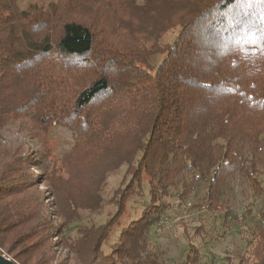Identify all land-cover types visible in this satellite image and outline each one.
<instances>
[{"label":"trees","instance_id":"trees-1","mask_svg":"<svg viewBox=\"0 0 264 264\" xmlns=\"http://www.w3.org/2000/svg\"><path fill=\"white\" fill-rule=\"evenodd\" d=\"M262 37L264 0H55L25 9L0 0V128L16 119L36 133L68 128L73 167L99 166L92 198L108 173L123 168L116 212L99 231L88 230L94 253L109 264L130 241L146 245L188 186H202L205 209L226 228L223 189L236 175L264 205ZM26 161L42 173L48 163L45 156ZM7 187L0 185V196L11 195ZM69 203L98 207L73 195ZM128 208L139 215L122 226L116 219ZM11 212L0 209V229L25 224L24 212ZM114 222L119 241L103 255ZM247 232L237 264H264V227L256 222ZM199 253L189 242L182 264H200Z\"/></svg>","mask_w":264,"mask_h":264},{"label":"rangeland","instance_id":"rangeland-1","mask_svg":"<svg viewBox=\"0 0 264 264\" xmlns=\"http://www.w3.org/2000/svg\"><path fill=\"white\" fill-rule=\"evenodd\" d=\"M54 1L18 0V3L25 9L47 6ZM171 38L169 33L163 41ZM73 146L72 132L62 125L52 124L45 131L36 133L28 121L16 119L0 128V185L7 184L12 190L11 195L0 196V209L12 210L11 214L21 210L24 213L20 215V222L25 223L21 227H16L15 223L10 230L0 229V253L16 264H109L94 253L96 237L88 230L98 228L99 231L116 212L117 196L114 193L121 185L123 168L108 173L102 180L101 190L92 198V182L98 183L101 177L97 170L99 166L80 173L69 159ZM44 156L48 161L44 174L31 168L26 161ZM87 173L95 175L94 179ZM36 176H45L46 180L38 183ZM1 177L7 179L2 181ZM187 184L194 185L189 181ZM23 188L28 190L21 192ZM203 193L200 185L188 186L187 195L180 200L174 197L164 220L151 227L148 240L144 241L146 245L142 241H130L123 258L113 259L112 264H149L152 259L162 264H182L189 242L198 248L200 264H237L236 258L250 239L247 230L256 222L264 227L262 200L254 195L248 179L236 175L228 181L222 200L230 216L223 230L220 226L223 220L218 212L205 209ZM72 195L83 203H97L98 207L92 210L73 208L69 203ZM138 212L136 208H128L116 222L125 226L134 215H139ZM116 222L111 230L112 237L101 247L103 255L110 254L119 241L120 229ZM200 226L204 231L196 235V228ZM66 227L69 231L62 237L60 232ZM139 252L141 260L134 263L135 254L139 256Z\"/></svg>","mask_w":264,"mask_h":264},{"label":"water","instance_id":"water-1","mask_svg":"<svg viewBox=\"0 0 264 264\" xmlns=\"http://www.w3.org/2000/svg\"><path fill=\"white\" fill-rule=\"evenodd\" d=\"M0 264H16V263L0 253Z\"/></svg>","mask_w":264,"mask_h":264},{"label":"snow or ice","instance_id":"snow-or-ice-1","mask_svg":"<svg viewBox=\"0 0 264 264\" xmlns=\"http://www.w3.org/2000/svg\"><path fill=\"white\" fill-rule=\"evenodd\" d=\"M239 39H243L244 37H238ZM251 38V36L249 35V39ZM262 40H264V37H262Z\"/></svg>","mask_w":264,"mask_h":264}]
</instances>
